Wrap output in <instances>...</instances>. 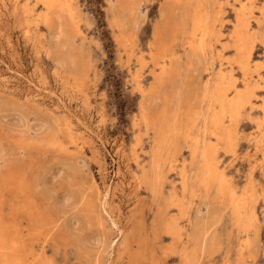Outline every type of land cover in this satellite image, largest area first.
<instances>
[{
	"label": "rangeland",
	"instance_id": "374dc122",
	"mask_svg": "<svg viewBox=\"0 0 264 264\" xmlns=\"http://www.w3.org/2000/svg\"><path fill=\"white\" fill-rule=\"evenodd\" d=\"M113 1L72 0L79 29L72 39L73 52L80 56L81 70L77 78H72L55 65V49L64 39L54 33V25L43 22L42 6L35 0H0V230L5 242L9 234L15 235L20 247L15 258L21 264H104L106 258L107 264H126L132 249L140 254L137 247L145 250L144 258L149 263L181 264L170 236L162 228L160 213L169 194L173 190L180 193L182 167L190 171L186 165L190 161L188 145L198 134L202 117L190 127L189 138L175 135L162 142V182L157 186L161 196L153 197L142 173L150 175L154 134L152 127L140 120L142 106L146 101L145 107L157 120L164 111L169 118L177 99L172 89H167L163 101L149 103L150 97L144 96L153 82L152 72L158 68L151 58L155 53L152 29L162 0H142V20L126 45L120 43L119 31L110 21ZM227 1L223 5L224 28L220 36L207 39L210 47L205 50L204 62H211L214 72L231 69L240 81L229 38L233 6L237 4ZM253 1L252 31L258 29L256 20L264 19V0ZM15 3L18 10L13 8ZM253 34L252 74L256 76L254 69L258 68L264 76V22L262 33ZM181 50L175 48L178 55ZM136 74L140 76L138 84ZM191 75L207 78L201 66ZM179 89L184 91L183 87ZM257 90L252 109L243 112L233 131V151H228L224 142L217 150V164L234 183L237 195L250 190L253 228L241 234L229 201L214 197L215 189L187 193L184 201L190 220L198 214L201 219L211 210L218 214L209 235L213 250L199 253L195 264H264V155L256 146L264 132V92L262 88ZM67 121L78 132L70 133ZM107 188L110 193L104 207L110 216L100 212L98 202ZM167 212V216L178 215L174 207ZM110 219L118 221L121 233L117 234ZM179 224L188 230L184 219ZM245 239L250 240L247 248ZM127 247L131 249L127 251Z\"/></svg>",
	"mask_w": 264,
	"mask_h": 264
},
{
	"label": "bare ground",
	"instance_id": "6f19581e",
	"mask_svg": "<svg viewBox=\"0 0 264 264\" xmlns=\"http://www.w3.org/2000/svg\"><path fill=\"white\" fill-rule=\"evenodd\" d=\"M233 1L235 4H237V6H233L234 22L232 23L233 28L231 30V34H229V38L235 54V67H237L238 71L241 73L240 81H237V78L232 73L230 67L228 68L230 70L226 69L227 71L218 69L216 72H214L212 63H206V61L204 62V55L206 54L205 50L206 48L210 47L207 39L214 35L220 36L219 33H221V29L223 27V5H225V3H228L227 0H162L159 7L158 18L152 29V38L154 40L153 46L155 53L151 58L153 60L154 66H157L158 68L157 70L152 72L153 82L149 86L144 96H146L145 98H148V96L150 97L149 103H155L163 101L167 89H172L174 94L173 96H176L177 98L175 99L176 103L174 102L176 105L174 106L173 112L171 113V116L169 118H167V114H165L164 111L161 114V119L157 120L155 118V115L150 114L145 107L144 104H146V101L143 102V106L141 105L143 109L141 111L140 120L144 123L145 126L150 125L154 134V148L149 168L150 175L145 171L142 173L144 181L148 182L149 184V190L153 197L161 196L160 189L157 186H159V184L162 182L161 164L159 160L160 148L162 144L166 142L167 138L175 137V135L181 136L184 139H186L187 137L189 138L188 132L190 127L196 126L197 120L202 117V125L200 126L201 128L198 129V134L191 138L190 144L188 145L190 161L189 164L186 165L190 166V171H187L184 166L182 167L180 171V193L177 194L173 190L167 198V205L160 213V215L162 216V228L164 232L170 236L173 248L178 254L181 264H195L196 257L199 256V253L205 250H213L212 240L209 239V235H211L212 232L210 231L214 226L216 219H218L217 212L211 210L210 213L207 212L208 214L206 216H203L201 219L198 218V214L194 217L193 220L192 218L190 220L187 211L185 210L186 204L184 200L187 193H189L190 195H192L196 191L208 193L212 189H215L216 193L214 197L227 199L229 201L233 210L232 212L236 221V226L241 231V234L247 233L250 229L253 228L254 209L253 204H249L250 201L248 202V194L250 190L244 193L242 192L241 195H237L238 192L236 193L234 187L232 186V184L234 183H231V181L227 179L226 174L222 169L219 168V165L217 164V150L219 144L221 142H224L227 148H229L228 151H233V148L231 146L233 144L232 134L234 133L233 131L235 130L240 117L246 109H252V106L254 104L253 99L255 96V91L258 88H262L264 92V76L258 72V68L254 69V72H256V76L253 75V70H251L250 65L252 62V49H254L253 47L256 39V36L253 33H262V24L264 22V19L262 20L261 18L256 20L258 29L252 31L250 22L252 19V9L254 6V1ZM35 2L41 5L43 8V14H41L43 22L47 26L54 25L56 30V32L54 33H57V36H61L64 39L61 46L56 47V49L54 48L56 57L54 62L57 69L62 70L65 76L67 75L68 77L77 78L78 74L81 71L79 68L80 62L78 61V57L80 56H77L73 52L75 47L72 39L74 34L79 33V29L76 16L77 13H75L74 11L75 9L73 7L72 0H35ZM112 3L113 4L111 5L109 10L110 21L113 26H115L119 31L120 43L126 45L130 41V34L133 33V30L137 29L138 23L142 20L140 19L142 15V0H114ZM23 7L25 8V6ZM13 8L14 10L19 9L17 3L14 4ZM21 23L23 24L25 22ZM68 33H73V35L70 36ZM27 36L28 35H26V37ZM173 47L182 49L183 53L178 55V53L176 52L177 50L175 51V48ZM204 63L206 64L204 65ZM198 66H201L202 71L207 75L206 79L200 80L199 75L198 77H194L195 75H191V73H195L197 71ZM139 77V74L135 75L137 84L139 83ZM180 87H183L184 91L181 92V90L179 89ZM169 92L171 91L169 90ZM202 103L205 105L204 109ZM150 106L152 107V105ZM262 110L264 112V105L262 107ZM262 118L264 117L262 116ZM61 124L59 123L60 126ZM67 128L70 133L78 132L77 129H73L70 121H67ZM63 140L65 141V139ZM26 145L28 144L26 143ZM256 146L261 148L262 155H264V132H262V134L256 140ZM180 148L182 147L180 146ZM12 154H14V152H12ZM14 155L11 156H13L14 158L17 157L18 159V156L15 157ZM2 164H4V162ZM35 179L36 177L34 178V180ZM37 179L39 180V177ZM29 180H31V178ZM42 183L43 182H41V184ZM109 193V189H105L101 195V200L99 199L98 201L100 202V212L102 214L106 213L108 216H110V214L104 206L107 202ZM207 198L209 199V197ZM251 198L253 199V197ZM170 207H174L175 211L177 210L178 215L167 216V209ZM227 208L229 207L227 206ZM180 219L185 220L187 226H189L188 230L185 226L179 224ZM117 222L114 219H110V225L115 227L117 234H119L121 233L122 228L119 229L117 227ZM40 230L41 229H39V231ZM3 236H5V234L0 230L1 261L3 262V264H21L20 259L15 258L18 250L20 249L19 245L17 246L15 235L9 234L7 242H5V237L3 238ZM232 237H234V235ZM234 238H236V236ZM218 239H220V236ZM110 244L107 246H110ZM249 244L250 240L245 239L244 248H247ZM110 248H112V246H110ZM129 248L130 247L126 248L127 251H129ZM104 249L103 251L106 250ZM136 249L140 251V254H135V251L132 249L130 252H128L129 255L127 257L126 264H152V262L149 263L145 260L144 249L142 250L139 247H137ZM98 254L99 253H97V255ZM107 261L108 258H106V262H104V264H107Z\"/></svg>",
	"mask_w": 264,
	"mask_h": 264
}]
</instances>
